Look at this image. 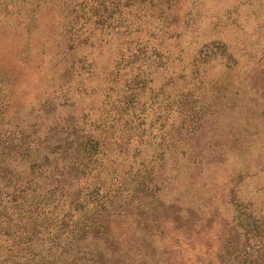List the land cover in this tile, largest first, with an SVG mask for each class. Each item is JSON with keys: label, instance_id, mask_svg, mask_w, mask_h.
<instances>
[{"label": "rangeland", "instance_id": "374dc122", "mask_svg": "<svg viewBox=\"0 0 264 264\" xmlns=\"http://www.w3.org/2000/svg\"><path fill=\"white\" fill-rule=\"evenodd\" d=\"M0 264H264V0H0Z\"/></svg>", "mask_w": 264, "mask_h": 264}]
</instances>
